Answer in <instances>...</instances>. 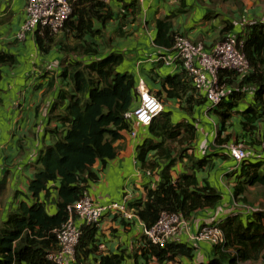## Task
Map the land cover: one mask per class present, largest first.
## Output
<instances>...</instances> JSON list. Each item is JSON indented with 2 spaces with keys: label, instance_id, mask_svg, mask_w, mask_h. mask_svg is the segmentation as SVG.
<instances>
[{
  "label": "crops",
  "instance_id": "obj_1",
  "mask_svg": "<svg viewBox=\"0 0 264 264\" xmlns=\"http://www.w3.org/2000/svg\"><path fill=\"white\" fill-rule=\"evenodd\" d=\"M101 1L109 6L111 18L104 23L93 21L92 28L99 35L88 34L79 40L75 32L61 30L47 51H42L31 34L22 41L16 40L26 20V0H0V50L15 59V64L1 68L0 79V231L19 205L31 207L42 200V195L39 198L31 195L29 183L39 153L51 144L50 131L59 126L53 118V108L57 103L54 113H58L67 106V100L59 98L60 92L70 88L60 87L59 72L71 62L86 64L118 53L124 56V61L117 71L132 76L137 84L142 80L148 92L162 102V112L169 115L172 126L186 124L194 130L192 140L170 144L174 162L168 168V176L173 181L191 176L197 188L207 185L217 191L221 200L215 208H204L184 218L186 226L177 232L173 242L191 246L192 258L175 257L170 264H206L211 245L192 243L190 237L202 226L217 224L232 216L238 210L237 205H241L232 195L234 172L239 168L226 145L239 142L247 159L264 163V118L257 123L255 132L244 133L241 113L251 101L253 90L240 88L237 79L231 85V82L224 83V101L228 102L231 89H237L244 98L229 110L230 117L222 127L205 94L194 90L192 83L182 76L179 64L165 65L164 61L173 56L176 36L200 43L209 51L255 23L264 25V0ZM158 23L167 26L163 25L161 30ZM84 39L87 45L83 47ZM75 47L79 48L73 51ZM90 48L98 54L89 53ZM175 76L174 82H168ZM184 134L181 130L179 138ZM119 135L112 144L115 158L105 165L96 161L92 166L98 180L88 184L87 194L100 206L125 201L131 217L123 218L113 212L103 214L97 226L98 248L92 264L120 251L125 254L122 264H159L150 255L144 237L146 226L137 217L135 205H143L147 191L158 188L162 180L160 172L169 162L160 158L157 150L147 152L143 162L138 160V152L147 147V142L161 143V139L151 135L149 127L131 122L129 130H122ZM153 163L157 165L151 168ZM250 190L262 197L257 196L248 207L249 212L264 211V190L259 186L249 187L245 197ZM50 207L49 213L55 214V206ZM75 225L78 227L79 220H75ZM67 264L74 262L68 260Z\"/></svg>",
  "mask_w": 264,
  "mask_h": 264
},
{
  "label": "trees",
  "instance_id": "obj_2",
  "mask_svg": "<svg viewBox=\"0 0 264 264\" xmlns=\"http://www.w3.org/2000/svg\"><path fill=\"white\" fill-rule=\"evenodd\" d=\"M68 1L72 14L62 30L75 32L79 40L88 34L90 37L99 35L98 30L92 28L93 21L104 23L111 18L109 6L101 0ZM163 25L165 23H158L157 27L163 30ZM56 34L58 32L48 30L43 35L35 34L39 49L47 51ZM233 38L243 42L242 51L248 59L250 73L240 77L233 71H222L218 74V82L226 87V82H231V85L239 79L240 88L253 90L251 101L241 113L243 131L251 135L257 123L264 118V25L255 23ZM82 42L83 47L87 45L85 39ZM78 48L75 47L73 51ZM89 51L93 55L98 54L94 49L90 48ZM123 61V55L111 53L86 64L71 62L59 72L60 87L68 85L70 88L60 92L59 99L67 100V106L58 113H54L57 103L53 108V118L59 126L50 131L51 144L39 153L35 173L29 183L31 195L34 198L42 195V200L31 207L21 204L10 214L0 231V264H54L47 260V255L59 250L55 231L68 219L66 207L80 200L84 194L88 196V184L98 180L92 166L96 161L105 165L113 160V142L120 138L119 132L130 128L131 122L124 115L136 107L137 83L132 76L117 71ZM13 64L14 56L0 50V79L1 68ZM181 72L191 83L182 69ZM176 78L168 79V82L172 83ZM229 93L228 102L225 103V96L214 110L222 127L230 117L229 110L235 107L237 100L244 98L237 89H231ZM58 105L61 103L58 102ZM221 108L226 110L221 112ZM181 130L185 134L179 138ZM149 132L161 139V143L145 142L147 147L138 152V160L143 162L147 152L157 150L158 156L167 159L169 165L160 172L162 180L158 188L147 191L143 205H135L137 217L146 228L151 227L162 212L175 213L184 219L198 210L215 208L221 200L215 189L207 185L197 188L196 180L191 176L173 181L167 173L174 162L170 155V144L192 140L194 130L186 124L172 126L169 115L161 112L150 124ZM151 165L153 168L157 164ZM238 168L234 172L232 195L240 206H246L247 188L259 186L264 190V163L250 161L246 157ZM50 206H55V214L49 213ZM217 225L223 233L224 243L222 246L211 245L206 264H264V211L252 213L238 209ZM97 226H79L81 235L75 249L74 264H92V261H96ZM147 245L150 255L159 264H170L175 257L192 258L193 248L184 243H170L164 248ZM124 258L125 254L120 251L119 254L101 257L97 264H122Z\"/></svg>",
  "mask_w": 264,
  "mask_h": 264
},
{
  "label": "built area",
  "instance_id": "obj_3",
  "mask_svg": "<svg viewBox=\"0 0 264 264\" xmlns=\"http://www.w3.org/2000/svg\"><path fill=\"white\" fill-rule=\"evenodd\" d=\"M25 14L26 20L16 35L19 41L24 40L27 34L43 35L45 30L52 33L60 32L72 14V7L68 0H26ZM242 48V41L237 42L234 38H226L206 51L202 44L176 36L172 46L173 56L165 60L164 64L171 65L177 62L190 78L194 90L203 92L210 104V109L215 110L226 94V87L218 82L219 72L233 71L240 77L250 73V65ZM135 92L137 106L127 112L124 118L138 126L149 127L162 112V103L148 92L142 80H139ZM131 134L135 136L134 132ZM226 147L237 166L246 159V153L241 144H229ZM237 208L249 212L247 206L237 205ZM66 212L68 219L55 231L59 250L47 255V260L54 264H67L68 260L75 262V249L81 235L79 227L75 225L76 219L85 225H98L105 213L113 212L115 215L128 219L131 217L126 209L125 201L121 204L111 203L100 206L86 194L67 206ZM185 226V221L180 215L162 212L151 227L144 228V237L149 245L164 248L167 244L174 243L177 232ZM190 241L222 246L224 237L217 224H209L202 226L190 237Z\"/></svg>",
  "mask_w": 264,
  "mask_h": 264
},
{
  "label": "rangeland",
  "instance_id": "obj_4",
  "mask_svg": "<svg viewBox=\"0 0 264 264\" xmlns=\"http://www.w3.org/2000/svg\"><path fill=\"white\" fill-rule=\"evenodd\" d=\"M210 114H212V112H210ZM257 194H258V192H257ZM257 196L260 198V197H262V196H259V195H255L254 194V191H248L247 192V195H246V197H247V200H248V204L246 205L247 207H250V206H252L253 205V202H255L258 198H257ZM82 225V223L79 221V225H78V227L79 226H81Z\"/></svg>",
  "mask_w": 264,
  "mask_h": 264
}]
</instances>
